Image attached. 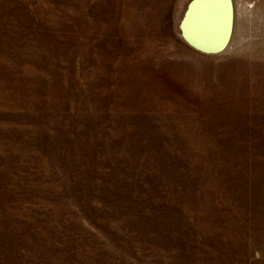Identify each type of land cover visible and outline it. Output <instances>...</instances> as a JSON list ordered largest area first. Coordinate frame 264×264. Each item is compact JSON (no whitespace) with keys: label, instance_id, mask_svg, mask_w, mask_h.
Segmentation results:
<instances>
[{"label":"rangeland","instance_id":"obj_1","mask_svg":"<svg viewBox=\"0 0 264 264\" xmlns=\"http://www.w3.org/2000/svg\"><path fill=\"white\" fill-rule=\"evenodd\" d=\"M192 1L0 0V264H264V0Z\"/></svg>","mask_w":264,"mask_h":264},{"label":"water","instance_id":"obj_2","mask_svg":"<svg viewBox=\"0 0 264 264\" xmlns=\"http://www.w3.org/2000/svg\"><path fill=\"white\" fill-rule=\"evenodd\" d=\"M205 1L195 0L188 20L187 30L190 39L188 42L198 51L219 55L232 37L234 29L233 0ZM200 5L202 7L199 9ZM198 38L203 39V44L196 42L195 39Z\"/></svg>","mask_w":264,"mask_h":264},{"label":"bare ground","instance_id":"obj_3","mask_svg":"<svg viewBox=\"0 0 264 264\" xmlns=\"http://www.w3.org/2000/svg\"><path fill=\"white\" fill-rule=\"evenodd\" d=\"M194 4H195V0L192 1V3H190V6L188 7V9L186 11L185 16L181 19V22H180L181 33H182L184 39L187 41V43H189L188 40H190L189 39V32L187 30L188 29L187 27H189L188 20L190 18ZM235 4H236V9H235ZM241 4H244L246 6V3L244 2V0H235V3L233 0L234 27H235V29H233L232 37L230 38V41L227 43V45L224 47L223 52L221 54L230 52L231 50H235L237 47H240L244 42V39H243L244 36L240 34L241 23L236 24V21H237V19L239 20V17L241 16L240 13H238V10L243 11V9H246V11L248 13H249V11L247 10V7H241L240 6ZM201 7H202V5H200L198 8L200 9ZM241 20L243 21V17ZM189 45H191V44L189 43ZM191 46L193 47V45H191ZM193 48H195V47H193Z\"/></svg>","mask_w":264,"mask_h":264}]
</instances>
